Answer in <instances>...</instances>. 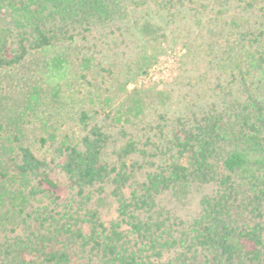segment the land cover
<instances>
[{
    "label": "trees",
    "instance_id": "trees-1",
    "mask_svg": "<svg viewBox=\"0 0 264 264\" xmlns=\"http://www.w3.org/2000/svg\"><path fill=\"white\" fill-rule=\"evenodd\" d=\"M0 8L10 13L0 28L1 70L32 51L71 42L78 28L109 22L116 4L0 0ZM252 36L247 58L263 72V34ZM248 73L241 72L237 96L176 119L164 147L150 154L126 140L108 163L111 135L83 110L81 137L57 147L55 160L18 145L8 179H25L27 188L17 191L23 205L11 216L13 227L0 231V264H264V85L247 84ZM55 168L64 177L63 195L51 177ZM192 187L208 189L196 214L173 216L163 196L187 195ZM106 190L115 203L107 222L91 205Z\"/></svg>",
    "mask_w": 264,
    "mask_h": 264
},
{
    "label": "rangeland",
    "instance_id": "rangeland-1",
    "mask_svg": "<svg viewBox=\"0 0 264 264\" xmlns=\"http://www.w3.org/2000/svg\"><path fill=\"white\" fill-rule=\"evenodd\" d=\"M113 1L109 22L78 28L71 42L32 51L0 70V172L8 175L0 176V231L13 227L11 216L23 205L17 191L27 188L25 179H8L16 172L18 145L55 160L57 147L81 137L83 110L111 135L103 156L108 163L126 140L150 154L164 147L176 119L237 96L241 72H249L250 86L264 85V71H253L245 46L260 33L264 44V0ZM9 14L0 8V28L9 25ZM51 177L63 195V175L55 168ZM207 191L166 192L163 205L188 220ZM91 205L103 221L115 218L108 190Z\"/></svg>",
    "mask_w": 264,
    "mask_h": 264
}]
</instances>
